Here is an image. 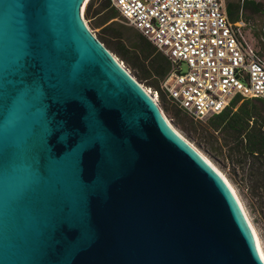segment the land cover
I'll use <instances>...</instances> for the list:
<instances>
[{"label": "water", "instance_id": "water-1", "mask_svg": "<svg viewBox=\"0 0 264 264\" xmlns=\"http://www.w3.org/2000/svg\"><path fill=\"white\" fill-rule=\"evenodd\" d=\"M0 0V264H264L225 175L87 28Z\"/></svg>", "mask_w": 264, "mask_h": 264}, {"label": "built area", "instance_id": "built-area-1", "mask_svg": "<svg viewBox=\"0 0 264 264\" xmlns=\"http://www.w3.org/2000/svg\"><path fill=\"white\" fill-rule=\"evenodd\" d=\"M169 62L166 98L194 120L232 101L264 99V59L243 40L222 0H109Z\"/></svg>", "mask_w": 264, "mask_h": 264}, {"label": "rangeland", "instance_id": "rangeland-1", "mask_svg": "<svg viewBox=\"0 0 264 264\" xmlns=\"http://www.w3.org/2000/svg\"><path fill=\"white\" fill-rule=\"evenodd\" d=\"M226 1L235 3L238 0ZM254 2L257 4V11L252 7L244 9L241 12L242 21L235 24L241 27L240 32L246 44L264 59V0ZM88 6H90V11L86 15L85 11ZM82 15L87 28L94 37L143 88L156 98L160 110L172 127L229 180L238 194L264 250V207L258 200L250 196L245 183L229 167L225 166L221 158L214 160L210 157L201 139L202 131L208 127L210 117L201 120L191 119L165 97L161 88L164 77L154 73L151 61L145 59L142 54L144 44L139 33L111 7L109 0H89ZM240 104L241 102L237 104L236 108ZM256 104L264 109V104Z\"/></svg>", "mask_w": 264, "mask_h": 264}, {"label": "trees", "instance_id": "trees-1", "mask_svg": "<svg viewBox=\"0 0 264 264\" xmlns=\"http://www.w3.org/2000/svg\"><path fill=\"white\" fill-rule=\"evenodd\" d=\"M248 7L257 11L254 1H245L242 8L238 6L234 12L227 9L228 19L232 23L242 21L239 11ZM89 11L90 6L86 15ZM140 38L145 59L151 61L155 74L165 78L170 70L168 60L144 37L140 35ZM239 102L241 104L236 108ZM256 103L263 105L264 99L235 98L221 113L209 116L208 127L202 131L201 139L210 157L214 160L221 158L225 166L245 183L250 196L264 207V109Z\"/></svg>", "mask_w": 264, "mask_h": 264}, {"label": "crops", "instance_id": "crops-1", "mask_svg": "<svg viewBox=\"0 0 264 264\" xmlns=\"http://www.w3.org/2000/svg\"><path fill=\"white\" fill-rule=\"evenodd\" d=\"M222 1H223V0H222ZM245 1L249 2V1H256V0H238V1L235 2V3L231 2V1H226V0H224V1H223V5L225 4V5H224V7H225V11H227V9H229V10H231V11L234 12V11L237 10L238 6H239V8H242L243 3H244ZM239 12H242V9H241Z\"/></svg>", "mask_w": 264, "mask_h": 264}, {"label": "bare ground", "instance_id": "bare-ground-1", "mask_svg": "<svg viewBox=\"0 0 264 264\" xmlns=\"http://www.w3.org/2000/svg\"><path fill=\"white\" fill-rule=\"evenodd\" d=\"M88 1L89 0H87L85 3H84V5L82 6V13H83V9H85V6H86V4L88 3ZM90 31V30H89ZM115 58V57H114ZM116 59V58H115ZM116 61H118L117 59H116ZM118 63L122 66V64L118 61ZM123 68H124V66H122ZM125 69V68H124ZM126 70V69H125ZM127 71V70H126ZM128 72V71H127ZM129 73V72H128ZM140 85V84H139ZM141 86V85H140ZM142 87V86H141ZM143 88V87H142ZM144 89V91L152 98V100L153 101H155L156 103H157V100H156V98L154 97V96H152L149 92H148V90H146L145 88H143ZM161 111V110H160ZM161 113H162V111H161ZM162 116L165 118V120L169 123V121L166 119V117L164 116V114L162 113ZM170 124V123H169ZM170 126L172 127V125L170 124ZM173 128V127H172ZM174 129V128H173ZM175 130V129H174ZM176 131V130H175ZM177 132V131H176ZM203 155V154H202ZM204 156V155H203ZM205 157V156H204ZM206 158V157H205ZM207 159V158H206ZM208 160V159H207Z\"/></svg>", "mask_w": 264, "mask_h": 264}]
</instances>
